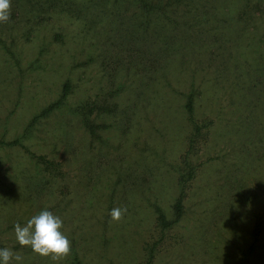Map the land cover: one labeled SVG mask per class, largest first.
Listing matches in <instances>:
<instances>
[{
	"label": "rangeland",
	"instance_id": "rangeland-1",
	"mask_svg": "<svg viewBox=\"0 0 264 264\" xmlns=\"http://www.w3.org/2000/svg\"><path fill=\"white\" fill-rule=\"evenodd\" d=\"M144 1L11 0L0 23V249L22 264H54L15 237L43 210L59 264H264V0Z\"/></svg>",
	"mask_w": 264,
	"mask_h": 264
},
{
	"label": "clouds",
	"instance_id": "clouds-1",
	"mask_svg": "<svg viewBox=\"0 0 264 264\" xmlns=\"http://www.w3.org/2000/svg\"><path fill=\"white\" fill-rule=\"evenodd\" d=\"M10 14L11 0H0V23H7ZM127 211V207L113 208L110 217L112 221L119 222ZM62 227L63 221L59 216L43 210L29 219L24 226L15 224L14 232L20 246L30 247L37 255L49 257L54 264H59L72 252V242L61 231ZM13 260L22 264L23 256L7 248L0 249V264H12Z\"/></svg>",
	"mask_w": 264,
	"mask_h": 264
},
{
	"label": "trees",
	"instance_id": "trees-1",
	"mask_svg": "<svg viewBox=\"0 0 264 264\" xmlns=\"http://www.w3.org/2000/svg\"><path fill=\"white\" fill-rule=\"evenodd\" d=\"M102 1H104V0H102ZM109 1H111L113 3V6L115 4H117V2H118V0H109ZM149 1H150V3H149ZM149 1L148 2L144 1L143 2V4H142V12L143 13L145 12L147 14H151L153 12H156V11L160 10L162 6L165 7V8H169V7L172 6V4L174 2H177V1H178V3L180 2V0H177V1H174V0H156V1H154L155 3H152V0H149ZM69 88L70 87L68 86V84H66L64 86V88H63V96H66L67 92L69 91ZM185 108H186V113H187V116H188V121L190 122L191 127H192V131L197 136H199L201 127H199L192 119V102L188 101V103L186 104ZM53 109H54V107H52L51 110H49V111H52ZM88 110L90 111V109H88ZM86 115H89V113H86ZM85 126L87 128H89V125L87 123H85ZM192 140H194V139H192ZM191 176H192V170L189 169L188 173L185 175V180H187L188 177L191 178ZM185 180H184V177H182L181 180L179 179V181L182 184V191H180V194L178 195V197H177V199H176V201H175V203L173 205V216L175 217L174 221L173 222H169L168 220H166V217L162 213L158 212V217H157L156 220L158 222L159 227L162 230L168 229L171 226V224H173L174 222L178 221L183 216V212H184V207H183L184 183H183V181H185ZM151 256L152 255H150V257Z\"/></svg>",
	"mask_w": 264,
	"mask_h": 264
}]
</instances>
